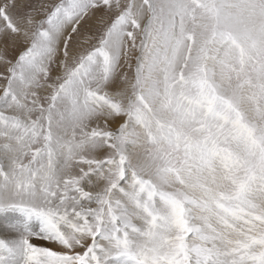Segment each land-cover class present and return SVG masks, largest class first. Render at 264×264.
<instances>
[{"label":"snow or ice","instance_id":"obj_1","mask_svg":"<svg viewBox=\"0 0 264 264\" xmlns=\"http://www.w3.org/2000/svg\"><path fill=\"white\" fill-rule=\"evenodd\" d=\"M210 45L247 47L264 70V0H0V209L27 208L42 221L10 264H264V239L227 253L186 220L177 229L205 244L176 258L140 245L162 238L161 208L197 205L167 190L158 157L130 159L157 76L173 79L187 49L189 103L235 127L226 114L240 97L216 82ZM251 179L264 186V175ZM140 211L151 223L134 222Z\"/></svg>","mask_w":264,"mask_h":264},{"label":"rangeland","instance_id":"obj_2","mask_svg":"<svg viewBox=\"0 0 264 264\" xmlns=\"http://www.w3.org/2000/svg\"><path fill=\"white\" fill-rule=\"evenodd\" d=\"M200 47L197 37L193 56ZM210 47L213 50L208 54L207 66L214 70L216 82L228 96L235 91L240 97L235 112L226 114L235 127L233 123L213 119L205 109L189 103L194 90L185 85L180 76L183 72L186 78L191 68L190 61L188 68L183 66L187 59L185 49L173 79H166L162 73L157 76L159 94L149 98L145 107L146 122L136 126L133 142L128 145L133 163L158 157L157 164L169 169L165 173L167 190L197 201L196 206L178 204L174 209L161 208L159 213H154L169 218L167 223L157 219L161 225L157 231L166 248L163 255L169 258L182 257L183 246L191 250L205 244L195 233L189 235L177 229L175 224L185 220L215 238L206 246L215 244L227 253L264 239V186L251 179L254 175H264V169H251L264 155V70L256 59L257 53L247 47L244 51L232 48L230 52L224 48L217 51L218 45ZM249 55L253 58L249 59ZM188 109L194 114L188 113ZM118 124L119 121L114 126ZM217 124H224V134H218ZM208 128H211V136ZM4 215L8 216L3 220L8 229L9 223L16 222L19 227L12 230H22L25 239V233L41 230V219L27 208L0 209V218ZM152 219L140 211L134 222L146 225ZM18 245L0 232V264H10L11 253L19 249L20 243Z\"/></svg>","mask_w":264,"mask_h":264},{"label":"bare ground","instance_id":"obj_3","mask_svg":"<svg viewBox=\"0 0 264 264\" xmlns=\"http://www.w3.org/2000/svg\"><path fill=\"white\" fill-rule=\"evenodd\" d=\"M5 217L6 219H8V216H5V215L3 219L0 218V232L3 234V237H5L7 240H9L10 242H13L15 245H18L19 243H21V238L24 237V235H22L23 233L21 232L22 230L20 232H15L12 229L10 231L7 230L8 225L5 222H3ZM135 222H138L139 224V221H135ZM124 264H130V262L125 261Z\"/></svg>","mask_w":264,"mask_h":264},{"label":"clouds","instance_id":"obj_4","mask_svg":"<svg viewBox=\"0 0 264 264\" xmlns=\"http://www.w3.org/2000/svg\"><path fill=\"white\" fill-rule=\"evenodd\" d=\"M140 245H141V247H144L146 249H153V248L157 249L161 255H163L166 251V248L164 246V242H163L162 238H156V239H152V240L141 239Z\"/></svg>","mask_w":264,"mask_h":264}]
</instances>
